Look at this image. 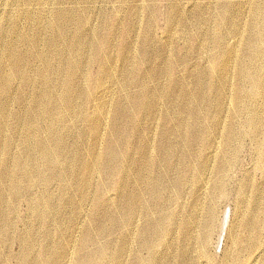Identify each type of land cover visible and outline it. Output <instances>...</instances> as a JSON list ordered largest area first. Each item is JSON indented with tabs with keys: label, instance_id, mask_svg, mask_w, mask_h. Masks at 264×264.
<instances>
[{
	"label": "rangeland",
	"instance_id": "374dc122",
	"mask_svg": "<svg viewBox=\"0 0 264 264\" xmlns=\"http://www.w3.org/2000/svg\"><path fill=\"white\" fill-rule=\"evenodd\" d=\"M22 1L0 0V44L5 38L13 45L19 33L40 32L36 47L24 42L19 47L27 54L36 49L41 56L57 58V47L45 42L56 33L51 17L65 9L71 19L58 43L64 44L66 31L68 41L82 32L90 45L82 55L85 69L73 81L79 89L74 103L79 95L85 97L76 106L81 116L76 118L65 104L64 88H55L57 113L41 119L66 141L67 171L63 163L41 161L37 138L49 143L48 129L32 138L27 122L18 125L13 113L27 118L34 90L69 73L43 78L38 70L44 63L37 60L24 72L37 84L24 89V103L14 102L0 132L11 143L0 152V192L7 199L0 210L5 223H16L15 228L0 225V230L7 228L0 232V262L21 263L25 236L33 239L31 257L40 259L31 262L37 264H85L87 255L97 258L93 264H264V168L259 162L264 137L255 144L244 135L224 149L229 131L243 132L245 118L253 112L264 116V60L258 70L260 90L252 95L245 91L250 100L236 94L241 61L248 59L238 33L264 46L262 18L254 14L264 0ZM4 28L11 31L4 35ZM231 48L237 61L230 60ZM78 53L73 46L66 55L76 60ZM147 90L150 95L144 97ZM39 103L46 110L44 100ZM244 105L251 111L242 114ZM197 126L202 137L192 145ZM109 146L121 157L106 165ZM29 152L50 182L47 188L38 184L22 190L12 211L16 197L2 172L9 167L24 185L13 158L30 162ZM223 162L221 187L218 165ZM196 166L197 175L189 169ZM29 198L36 205L50 201L54 212L45 222L33 221ZM129 204L132 213L125 215ZM171 214L174 221L168 227L165 220ZM256 218L260 224L253 227Z\"/></svg>",
	"mask_w": 264,
	"mask_h": 264
},
{
	"label": "bare ground",
	"instance_id": "6f19581e",
	"mask_svg": "<svg viewBox=\"0 0 264 264\" xmlns=\"http://www.w3.org/2000/svg\"><path fill=\"white\" fill-rule=\"evenodd\" d=\"M25 0L22 1L24 3ZM254 14L258 18H262L261 25H264V7H256L254 9ZM19 15V14H18ZM26 16L31 18L26 13ZM71 19V16L68 12V10L60 9L57 10L54 15L51 17L50 25H52L56 31L54 38L47 39L45 44L49 47L56 46V51L58 52L57 58H51L49 59L47 55L41 56V53L38 52L36 49L31 51L30 54H27L22 51V49L19 47L23 42L29 43L32 46H37L38 43L41 41V34L40 32L36 33L35 35H26V34H18V40H12L13 45H9L7 42V39H3L0 44V132L5 129L8 119L11 116V110L12 105L14 102L23 104L24 103V89L28 86H35L37 83L34 82V80L31 77H28L25 75V71L27 68L31 65L33 61H41L44 63V65L41 66V68L38 70V72L43 76V78L48 77L51 74L61 73L63 70L68 71V76L64 80L55 79V81L46 80L47 82L44 83V88L41 90V86L39 87V92L34 90V96L32 99V105H31V111L29 112L28 117L26 118L21 113L16 112L13 113L14 117L17 120L18 125H21L24 122H27V128L33 132L31 135L32 138H36L38 135V132L42 128L48 129V135L51 138V141L49 143L37 138L38 146L41 148V161H44L48 164L53 163H63L65 166V171L68 170L70 167V163L68 161V158L66 157V150L68 151V145L64 139H62L61 136H59L56 132L57 129L54 126H51L49 122L41 123L42 116H46L49 114L50 116H53L57 113V110L59 108V99L55 94V88H64V102L68 107H71L72 114H76V118H79L81 116V113L79 110H76L77 103L81 100L83 101L85 97L83 95L78 96V102L74 103V97L79 92V89L77 87H73V81L76 77L81 76L80 73L85 69L86 61L83 59L82 55L85 53L86 48L88 45H90V41H85V37L82 34V32H78L74 37L68 41L67 39V32H63L62 36L66 39L64 41L63 45H60L58 43V40L61 37L62 31L68 27V23ZM10 21H13V18H10ZM14 26V25H13ZM12 26V30L20 32L19 26L15 25ZM10 30H7L4 28L3 34H8ZM238 31V30H237ZM240 32V31H238ZM241 35V43L245 47L246 52H248V59L246 61H241L243 65L240 69V77L238 78V81H241V84L238 88V91H236L237 96H241L243 98L250 100L251 96L256 92H258L261 88L262 79H260V76L258 75L259 70V63L264 60V46L262 45V42L260 40H256L254 37H247V39L243 38L242 32L238 33ZM124 46H126V43H123ZM75 47L76 50L79 52L78 57L76 60H73L71 56L69 57L66 55V52L71 50L72 47ZM232 53L230 51V60H238V54L235 52L234 48H231ZM106 61L108 59H105ZM124 61H126L125 58H123ZM257 71V72H256ZM59 80V81H56ZM81 82V81H80ZM196 83L202 84V80H197ZM15 84H17V89L21 88L20 93H16L15 91ZM100 84V82H99ZM80 86V83H79ZM202 88V85H200ZM100 91H104V87H101ZM248 91V94H245L244 92ZM101 92L100 97L103 95ZM37 93V96H36ZM96 98L99 99V93H95ZM150 95V90H147L145 93H143L144 97H147ZM178 96H181L180 94H177ZM80 99V100H79ZM44 100V105L46 110L40 109V103L39 101ZM134 100H137V97L134 98ZM150 104L153 106L156 102L154 99H151ZM26 111V109H25ZM246 111L249 110L245 105L243 110L240 112L244 114ZM62 116V115H61ZM60 116V117H61ZM121 115L118 112L114 113V118L119 119ZM54 122V121H52ZM137 123V122H135ZM245 124L246 127L243 130V132L237 134L229 131L227 133V136L224 140V149L226 150L228 148V145L233 140H240L244 135L250 136L251 139L255 142V144L259 143V140L264 137V116L258 115L256 112H253V115H251L248 118H245ZM18 125L15 126L16 128H20ZM47 126V127H45ZM96 130V129H95ZM203 133V130L200 129L197 126V137L193 138L191 141L192 145L197 144V142L200 140L202 136H200ZM34 135V136H33ZM110 144V143H109ZM108 144V145H109ZM11 146V143L4 142L2 137L0 136V152L5 153L6 149H8ZM259 162L264 168V148L259 149ZM29 158L32 160L33 157H30V152L28 153ZM121 155L117 151L113 149L112 146H109L108 149V156L105 159V164L108 165L109 163L116 162ZM14 163H17V171L25 180V184L23 185L22 181L19 179L18 176H14V171H11L9 167L5 166L4 171L2 172L3 177L6 180H10L12 182V192L11 196L14 200V205L12 207V211L17 209V200L19 199V195L22 190L30 191L32 188L38 184H41L44 188H47L49 185V180L45 179L44 171L41 166H38L39 161H30L25 162L23 157L13 158ZM205 165H202L203 167ZM226 168L225 163H220L218 165V172H220V177H218V181L221 187H224V177L222 175V171H224ZM193 173L197 175V166L195 168H189ZM115 170H112V173H114ZM222 172V173H221ZM58 173V172H57ZM62 175V173H59ZM226 175V174H225ZM58 176V175H56ZM214 193V191H211ZM225 191H223V194ZM181 194V191H178V195ZM84 195V194H82ZM70 201V199H68ZM242 201V199H241ZM0 202L5 203L7 202V199L5 197V194L1 191L0 192ZM244 202V201H243ZM203 204L198 206V209H201ZM29 209L30 213L32 215L33 221H41L45 222L46 216L50 215V213L54 212L53 207L50 203V201H40L38 205L34 203V199L29 198ZM129 213H132V205L129 204L125 209V215H128ZM0 216L2 223L0 225L2 226H8L9 225L13 228H15V221L9 220L7 223H5L6 215L2 210H0ZM174 221L173 214L166 217V224L167 226ZM47 221L46 223H49ZM260 224V220L256 218V220L251 221V225L253 227ZM177 225V224H176ZM0 226V227H2ZM168 226V227H169ZM37 224L31 226V230L34 231L36 229ZM167 227V229H168ZM46 228H49L48 224ZM7 228H2L0 232L5 231ZM9 235V234H7ZM6 235V236H7ZM34 232L30 233V236H33ZM250 238V237H249ZM22 241L24 242V250L22 253V259L20 264H34L31 262V259L33 261H36L40 258H32L31 254L33 253V239L28 240L25 236L22 237ZM197 239V238H196ZM82 242H86V239H82ZM252 245L256 246L257 248L260 247L258 244V241H253ZM85 264H93L96 262L97 258L93 255H87L83 257L82 259ZM0 264H6L3 262H0ZM37 264V263H36Z\"/></svg>",
	"mask_w": 264,
	"mask_h": 264
}]
</instances>
